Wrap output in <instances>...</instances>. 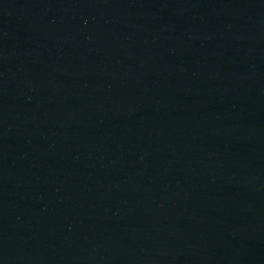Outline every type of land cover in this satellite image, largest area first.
<instances>
[{"label":"water","instance_id":"water-1","mask_svg":"<svg viewBox=\"0 0 264 264\" xmlns=\"http://www.w3.org/2000/svg\"><path fill=\"white\" fill-rule=\"evenodd\" d=\"M0 264H264V0H0Z\"/></svg>","mask_w":264,"mask_h":264}]
</instances>
